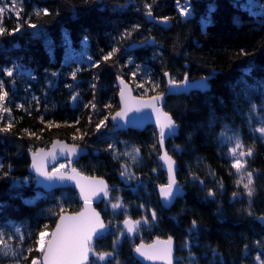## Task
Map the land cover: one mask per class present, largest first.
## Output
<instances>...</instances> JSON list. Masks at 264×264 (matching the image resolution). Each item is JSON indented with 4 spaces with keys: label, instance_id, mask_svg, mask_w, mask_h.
Wrapping results in <instances>:
<instances>
[{
    "label": "trees",
    "instance_id": "trees-1",
    "mask_svg": "<svg viewBox=\"0 0 264 264\" xmlns=\"http://www.w3.org/2000/svg\"><path fill=\"white\" fill-rule=\"evenodd\" d=\"M180 1L17 0L22 9L19 21L15 13L5 12L0 22L6 29L0 35V79L9 93L4 104L11 113L0 114V127L8 120L13 127L0 133V229L7 239L12 231L6 227L9 223L21 228L27 259L19 264L41 258L35 250L37 234L45 225L52 231L61 208L64 212L82 208L73 187L45 192L35 187V178L28 172L29 153L48 147L54 139L78 144L83 155L75 166L111 185L109 196L96 205L111 229L92 245L95 253H112L106 264H140L133 249L156 236L175 239V264H260L257 255L264 261V227L256 220L264 215V140L252 131L264 117V0H255L252 8L248 0H190L192 14L187 18L179 15ZM2 4L11 5L12 0H0ZM145 4L152 5L157 20L169 17L170 26L150 21ZM43 9L49 14L35 15ZM28 21L38 27L29 28ZM18 22L21 31L8 34ZM134 25L139 29L121 40V34ZM33 31L43 36L34 38ZM114 46L120 48L115 57L98 68L89 66L88 56L98 61ZM9 68L13 77L5 75ZM76 68L81 71L73 80L70 73ZM246 68L251 71L245 72ZM166 72L177 81L185 74L191 79L213 74L209 90L166 99L164 109L179 125L177 136L167 141V150L177 162V179L185 191L172 204L160 199L159 188L167 183V176L158 161L154 126L114 131L108 120L106 128L99 132L95 128L104 116L119 109L118 77L129 81L137 95L152 96L166 90ZM153 84L159 86L153 90ZM77 93L79 99L73 102ZM90 102L97 105L95 111ZM20 104L24 107H17ZM48 122L54 126L48 127ZM226 129L232 130L229 135L239 133L244 150L254 149L244 169L254 173L251 203L243 186L236 184L239 174L231 167L229 144L220 136ZM74 134H85L84 139L74 140ZM108 144H115L120 153L139 148V161L114 159ZM122 165L129 170L123 177ZM209 190L215 192L214 198L207 195ZM116 197L123 210L114 212L111 204ZM144 217L149 223L141 224L130 238L124 232V219ZM192 221L197 224L194 230ZM28 248L34 250L28 253ZM0 264L17 261L0 257Z\"/></svg>",
    "mask_w": 264,
    "mask_h": 264
},
{
    "label": "snow or ice",
    "instance_id": "snow-or-ice-1",
    "mask_svg": "<svg viewBox=\"0 0 264 264\" xmlns=\"http://www.w3.org/2000/svg\"><path fill=\"white\" fill-rule=\"evenodd\" d=\"M146 8V16L150 21L156 20L152 14V5L145 4ZM22 9L17 7V0H12V4H2L0 5V22H2L3 16L5 12H13L17 20L20 19ZM211 11V9H210ZM48 15V9H43L37 11L35 15L40 16ZM191 10L188 3H185L183 6L179 7V15L183 18H187L190 16ZM169 17L160 18L159 22L166 24L169 21ZM210 22V21H206ZM238 22V21H237ZM27 26L31 29H36L37 24L27 22ZM21 24L18 22L16 27L8 32V34H14L21 31ZM139 25H134L131 30L126 29L124 33L121 34L120 39L124 40L132 35L133 31L139 29ZM6 29L0 24V35H4ZM32 36L34 38H41L43 36L42 32H32ZM85 41L87 37L84 38ZM153 43L155 41L153 40ZM120 52V48L118 46L112 47L110 51L104 54L100 60L93 61L91 56H88L87 59L90 61V67L98 68L101 63L108 62L113 57ZM241 54L243 50H241ZM129 62H131V57L129 58ZM81 71L80 68H76L70 73V76L73 80L76 79L77 73ZM245 72H250L251 68L244 69ZM5 75L8 77H13L14 70L12 68L5 70ZM53 76L57 75L56 73H52ZM137 75L136 72L132 73V77L135 78ZM166 77H168V85L171 89H176L181 87L182 85H190L194 89L203 90L208 87L207 85V77L202 78L200 81L192 82L188 79L187 74H185L184 80L177 81L173 79L169 73H164ZM150 82V81H149ZM120 98L123 107L119 111H117L114 115H106L103 119H101L96 125V131L99 132L102 128L107 127V121L111 118L113 121H124L125 123L130 120H134V117H130L129 113L141 112L143 109L148 108L152 110V113L155 115V123L158 127V143L160 147L163 149L164 142L166 138H170L175 136L177 133V125L169 113L163 111V109L159 106L161 101L163 100L164 93H160L158 95H153L149 99H139L133 97L131 94V88L125 83V81L120 79ZM158 84H153V90L157 88ZM68 87H72L68 85ZM93 89H95L96 85L93 83L91 85ZM137 87H144L143 84L137 85ZM9 96L8 91L5 90V84L2 79H0V114L8 113L10 115L11 109L5 107L4 102L7 100ZM35 99V98H34ZM79 99L78 93L73 95V102ZM19 108H23L24 105H17ZM85 107H89V105H85ZM90 107L93 111L96 110L97 105L94 102H90ZM105 107H110V105H105ZM256 106H252V111L255 112ZM2 115H0V119H2ZM91 120V117H89ZM41 122H43V118H41ZM264 123V121H261ZM75 123H79L77 120ZM53 122H48V127H52ZM59 126V125H55ZM123 125L116 124L114 127H121ZM13 127V123L11 120H8L5 127H0V133L10 132ZM27 131V130H26ZM79 131V129H77ZM232 131L231 129H226L221 132L220 136L223 142L226 143H234V146L229 149V157L232 159L231 167L236 170V173L239 174V179L236 181V184L242 185L245 190V194L249 197V202L251 203V197L254 194V186H253V175L254 173L251 171L244 172L242 170L245 169V165L247 164V157H251L254 154V149L252 147H248L247 150H244V145L239 136V133L232 132V135H229L228 132ZM254 133L260 134V139L264 140V126H261L256 129H252ZM29 135H34V133H29ZM85 134L79 135L77 137L75 134L73 139H84ZM155 147V146H153ZM176 149L179 150V146H176ZM107 150H111L113 153L114 159H119L120 157H128L132 162L136 163L139 161L140 149L133 146L131 150H126L122 153L117 152L115 148V144H108ZM31 151V150H30ZM83 149L80 148L78 144H67L61 141H56L52 144V148L48 151L44 149H39L37 151H32V168L34 172L43 178V180L50 182H73L74 187L79 189V194L83 198L84 207L80 212L74 214L65 213L63 208H61L59 219L56 223L55 228L49 232L47 231V225L44 226V230L39 231L37 234V238L35 241V250L41 253L42 259L40 257H33L31 259V264H94V262L90 261V253L97 256L100 261H105L107 257L112 256V253H95L94 248L92 247V241L94 238H98L102 235L104 230L106 229V225L100 219V214L95 211L91 207L93 198L103 199L109 196L108 186L105 184L103 180L90 179L87 177H83L78 173L75 168H71V164L73 159L77 157ZM58 157H64L67 159L68 164H59V166H53L51 171L48 170L47 161L49 159L56 160ZM159 159L163 162V165L166 166L168 179L167 183L160 185L159 191L160 196L165 202H170L177 194L180 188L176 180V162L173 160L172 156L168 154L166 150L162 152ZM70 169V170H69ZM121 176H126L129 174L128 166L122 165ZM155 171V170H153ZM193 180H196V177H193ZM246 181V182H245ZM202 184L203 182L200 181ZM220 188H223V184L219 185ZM207 195L209 197L214 198L215 192L209 190ZM233 197L235 198L238 193L234 192ZM116 199V203H112L111 207L114 212L116 210H123V205L120 202L118 197ZM108 203L111 201L108 200ZM141 207H143L141 205ZM249 215H252L251 210L249 209ZM151 219L155 221L157 219L156 212L153 210L151 212ZM258 219L264 221V217H259ZM124 225L127 228L128 233L135 232L141 224L147 225L149 223L148 218L144 217L142 220L133 221L130 223L129 219H125L123 221ZM12 229V231L8 234L7 239H5V233L3 229H0V257H9L15 259L17 264H19L21 259L26 260L27 257L24 256V249H22L21 245L24 241V236L22 234V230L19 227H15L11 223L7 225ZM197 227L196 221H192V229L194 230ZM13 239H18L19 244L13 245L11 241ZM259 244V242H257ZM247 248V246H245ZM34 249L28 248L26 251L31 253ZM137 253L141 256L145 257L148 260H166L167 264H173L172 258V237H168L167 240L161 241L159 238L153 245L144 246L138 245L135 249ZM194 261L195 258L192 257ZM256 260L260 262V264H264V261H261L260 255H257ZM118 264V262H117Z\"/></svg>",
    "mask_w": 264,
    "mask_h": 264
},
{
    "label": "water",
    "instance_id": "water-1",
    "mask_svg": "<svg viewBox=\"0 0 264 264\" xmlns=\"http://www.w3.org/2000/svg\"><path fill=\"white\" fill-rule=\"evenodd\" d=\"M155 22H159V20H154ZM160 24H163V23H160ZM165 26H170V21H168L166 24H163ZM188 77V76H187ZM207 77V85L208 87L206 89H203V90H199V89H194L192 88L190 85H182L181 87L179 88H176V89H171L170 86L168 85V80H167V85H166V90L163 92L164 93V96H163V100L161 101L160 103V107L163 109V111H165L164 109V106H165V103H166V99L168 96H172V95H179V94H188L192 91H201V92H204V91H207L210 89V81L212 80L213 78V74H209V75H206V76H203V77H199V78H195V79H191L190 77H188V79L192 82H197V81H200L202 78H205ZM123 79L125 81V83L128 85L129 88H131V94L133 97H136V98H139V99H144V100H147L149 99L151 96H139L135 93V90L132 86V84L127 81L125 78L123 77H118L117 78V87H118V93H117V98H118V102H119V109L117 111H119L121 109V107H123L122 103H121V98H120V88H121V84H120V79ZM184 80V79H182ZM181 81V80H180ZM158 95V94H156ZM153 96V95H152ZM117 111H115L112 115H114ZM166 112V111H165ZM168 113V112H167ZM170 115V114H169ZM129 116L130 117H134L135 119L134 120H130L129 122L125 123L124 121H113L111 118H109V123L114 127V125L116 124H121L123 126L121 127H114V131H119V130H127V129H138V130H144L147 126L151 125V126H154L158 132V127L155 123V115L152 113V110L151 109H148V108H145L143 109L141 112H134V113H129ZM171 116V115H170ZM172 117V116H171ZM173 119V118H172ZM174 120V119H173ZM175 121V120H174ZM176 123V122H175ZM177 125V133L175 136H177L178 134V131H179V125L176 123ZM174 137V136H172ZM171 138V137H170ZM169 138H166L165 142H164V146H163V149L160 147L159 145V148H160V154L158 156V161L161 165V169L166 173V176H167V179H168V174H167V169H166V166L163 165V162L159 159L160 155L162 154V152L164 150H166L168 152V154L170 156H172L169 151L167 150V141H168ZM56 141H61L63 143H67V144H73V143H70L64 139H54L48 147H39V148H36L34 151H37L39 149H44L45 151H48L52 148V144ZM83 155V152H81L77 157H75L73 159V162L71 164V168H75L78 173L80 175H82L83 177H87V178H90V179H96V180H103L105 182V184L108 186V190H110L111 188V185L110 183L102 178V177H99V176H89V175H86V174H83L82 172H80V170L75 166V162ZM29 158H30V164H29V167H28V172L34 176L35 178V187L36 188H40L42 189L43 191L45 192H49V191H52V190H56V189H60V188H68V187H73L78 196H79V200L81 201L82 203V208L77 211V212H80L83 207H84V203H83V198L80 196L79 194V189L74 187V184L73 182H65V183H61V182H48V181H45L43 180L42 177L38 176L33 168H32V152L29 153ZM173 158V156H172ZM173 160L176 162V160L173 158ZM62 162H66V165L68 164V161L67 159H65L64 157H58L56 160H51L49 159L47 161V167H48V170L51 171V168L53 166H57L58 167V164L62 163ZM70 170V169H69ZM176 180L178 182V184L180 185V188H179V191H178V194L170 201V202H165L161 196H160V199L162 201H164L165 204H172L174 202V200L179 197V196H182L185 194V191H184V188L182 187V185L180 184V182L178 181L177 179V162H176ZM104 200L103 199H97V198H93L92 200V204H91V207L93 209H95L96 212H98L100 214V219L104 222V224L107 226L106 229L104 230V232L102 233V235H104L105 233H107L108 231H110L111 227L105 222L104 218H103V215L102 213L100 212V210L97 208V204H99L100 202H102ZM77 212H65V213H68V214H74V213H77ZM259 217H264V215H261ZM259 217L256 218V220L264 227V221L258 219ZM59 219V217H58ZM57 219V221H58ZM126 219H129L130 223L135 221L133 220L132 218H126ZM125 220V219H124ZM56 221V223H57ZM56 223L53 227V229L55 228L56 226ZM123 227L127 233V235L130 237V238H134L136 235H137V230L133 233H128L127 232V228L126 226L124 225L123 223ZM52 229V230H53ZM101 235V236H102ZM171 237V236H170ZM99 238V237H98ZM98 238H94L93 241H92V245L94 243V241ZM159 238V240L161 241H165L168 239V237H160V236H156L154 237L150 242H145V241H140L136 244L135 248L133 249V256L134 258L140 263V264H167V261L166 260H148L146 259L145 257L141 256L139 253H137L135 251L136 247L138 245H144V246H149V245H153L157 239ZM92 256L93 254L90 253V261L92 259ZM175 257H176V241L175 239L172 237V258H173V264H175ZM41 259H42V256H41Z\"/></svg>",
    "mask_w": 264,
    "mask_h": 264
},
{
    "label": "rangeland",
    "instance_id": "rangeland-1",
    "mask_svg": "<svg viewBox=\"0 0 264 264\" xmlns=\"http://www.w3.org/2000/svg\"><path fill=\"white\" fill-rule=\"evenodd\" d=\"M248 2L250 3V5H251V8H252V5H254V4H257V2L255 1V0H248ZM185 3H188V4H190V0H183V1H180L179 3H178V6L180 7V6H183ZM190 6V5H189ZM254 10V9H253ZM202 21H203V23L205 24V21L202 19ZM261 121H264V117L263 118H260L259 120H258V123L256 124V126H255V128H259V127H261V126H264V123H262ZM243 143V142H242ZM229 144V149L231 148V147H233L234 146V143H228ZM61 164V163H60ZM65 164V163H64ZM58 166H59V164H58ZM242 171H244V170H242ZM246 182V181H245ZM140 228V226L138 227V229ZM124 232H125V230H124ZM108 258V257H107ZM107 258H106V260L105 261H100L99 259H98V257L97 256H92V262H94V264H106V261H107Z\"/></svg>",
    "mask_w": 264,
    "mask_h": 264
}]
</instances>
